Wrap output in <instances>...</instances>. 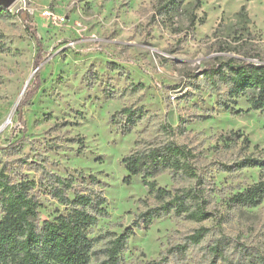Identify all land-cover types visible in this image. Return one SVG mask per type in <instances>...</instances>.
Returning <instances> with one entry per match:
<instances>
[{"label": "rangeland", "instance_id": "1", "mask_svg": "<svg viewBox=\"0 0 264 264\" xmlns=\"http://www.w3.org/2000/svg\"><path fill=\"white\" fill-rule=\"evenodd\" d=\"M178 2L168 9V0H12L0 13V169L15 181L39 180L46 170L73 176L77 189L105 197L107 214L87 230L92 263L104 262L127 227L133 234L120 264H235L245 251L247 264L264 257V199L252 207L230 200L264 177L259 167L235 166L264 154V111L248 110L245 94L233 103L226 86L205 74L231 57L264 63V0ZM126 106L143 108L128 131L111 119ZM166 124L179 127L171 139L192 149L212 186L213 217L199 223L168 215L136 228L144 201L156 200L141 175L126 181L122 159L145 142L167 140ZM153 179L166 189L193 184L168 170ZM36 191L41 219L53 220L65 206ZM201 226L209 228L205 239L188 244ZM215 243L221 259L210 252Z\"/></svg>", "mask_w": 264, "mask_h": 264}, {"label": "trees", "instance_id": "2", "mask_svg": "<svg viewBox=\"0 0 264 264\" xmlns=\"http://www.w3.org/2000/svg\"><path fill=\"white\" fill-rule=\"evenodd\" d=\"M178 5V0H168L164 7L176 9ZM3 9L0 5V13L4 12ZM38 47L36 64L42 59V47L40 44ZM205 74L212 78L217 77V80L226 86L227 95L233 99V103H236L240 95L245 94L249 102L248 110L264 111V63L231 57L211 66ZM38 85L39 82H36L35 87L24 93L19 103L20 109ZM222 105L226 109H234L228 102L224 101ZM142 116L143 108L126 106L115 112L111 119L113 123L122 121L124 131H128ZM20 119L22 120V116ZM176 129L179 127L163 125L162 131L167 140L155 145L145 142V145L136 147L122 159L128 172L126 181H129L131 176L141 175L148 194L156 200L155 205H147L144 201L145 209L140 211L133 221L136 228H147L154 219L168 215L199 223L213 217V212L208 209L213 188L198 173V167L194 164L196 156L192 149L171 139ZM235 134L241 136L238 132ZM244 141L247 142V138L244 137ZM235 166L264 169V154L246 156ZM164 170L170 171L173 177L192 179L193 184L176 189L161 187L153 178ZM38 187L65 206L62 211L57 210L53 220H42L40 217L36 191ZM263 199L264 177L230 197L234 204L248 207L258 205ZM105 202V197L94 190L77 189L73 176L62 177L46 170L39 180L15 181L0 169V264H97L91 261L92 240L88 237L87 230L107 214ZM208 229L205 226L197 228L187 237V243H202ZM132 234V227H127L123 233L114 235L105 249V260L102 264H120V254ZM218 244H213L210 252L221 259L224 254ZM185 248V244L178 245L175 247V253L182 252ZM247 255L251 254L243 252L242 258L235 264H247L250 261L247 260ZM257 258L260 264H264L263 256L257 255ZM163 260L164 258L149 260L145 264H161Z\"/></svg>", "mask_w": 264, "mask_h": 264}, {"label": "water", "instance_id": "3", "mask_svg": "<svg viewBox=\"0 0 264 264\" xmlns=\"http://www.w3.org/2000/svg\"><path fill=\"white\" fill-rule=\"evenodd\" d=\"M12 0H0V5L2 7L7 6Z\"/></svg>", "mask_w": 264, "mask_h": 264}]
</instances>
